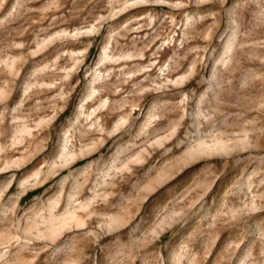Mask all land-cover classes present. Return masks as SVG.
<instances>
[{"label": "rangeland", "instance_id": "1", "mask_svg": "<svg viewBox=\"0 0 264 264\" xmlns=\"http://www.w3.org/2000/svg\"><path fill=\"white\" fill-rule=\"evenodd\" d=\"M0 264H264V0H0Z\"/></svg>", "mask_w": 264, "mask_h": 264}]
</instances>
